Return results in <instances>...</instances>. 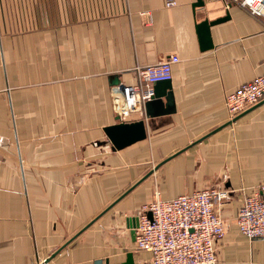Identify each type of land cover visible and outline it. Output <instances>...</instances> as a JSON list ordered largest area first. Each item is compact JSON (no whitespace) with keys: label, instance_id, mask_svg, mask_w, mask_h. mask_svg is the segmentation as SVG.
I'll return each instance as SVG.
<instances>
[{"label":"crops","instance_id":"0c3cea01","mask_svg":"<svg viewBox=\"0 0 264 264\" xmlns=\"http://www.w3.org/2000/svg\"><path fill=\"white\" fill-rule=\"evenodd\" d=\"M166 1L0 0V264H150L131 235L142 207L209 186L229 191L217 259L264 264V239L235 223L264 178V103L230 126L225 107L264 74V22L220 0ZM226 14L201 51L196 26ZM173 55L175 112L119 118L147 136L113 150L112 89Z\"/></svg>","mask_w":264,"mask_h":264},{"label":"built area","instance_id":"2783aa9c","mask_svg":"<svg viewBox=\"0 0 264 264\" xmlns=\"http://www.w3.org/2000/svg\"><path fill=\"white\" fill-rule=\"evenodd\" d=\"M220 1L225 8L236 5L264 22V0ZM175 5V0L166 1V7ZM176 63L178 58L173 55L161 64L138 67L135 84L114 87L111 97L118 118L125 120L141 112L154 96V85L171 81L172 66ZM263 100L264 74L228 94L225 107L233 119ZM228 194L227 190L209 186L171 200L155 197L138 216L136 249L151 254L150 264H223L215 251L224 234V223L216 208L225 204ZM235 223L248 240L264 239V178L243 196Z\"/></svg>","mask_w":264,"mask_h":264},{"label":"water","instance_id":"95a60500","mask_svg":"<svg viewBox=\"0 0 264 264\" xmlns=\"http://www.w3.org/2000/svg\"><path fill=\"white\" fill-rule=\"evenodd\" d=\"M213 0H196L192 4V8H202L205 6L206 2H212ZM229 19V15L226 14L225 17L219 18L214 21L204 20L196 26L198 39L200 43L201 51H208L213 48L211 39H210V28L212 26L223 23ZM171 81L159 82L154 85V96L153 98L145 103L144 106V115L147 119H154L157 117L171 115L175 112L173 94L171 92ZM264 101L253 106L250 111L257 106L263 104ZM245 112V113H247ZM244 113V114H245ZM237 116L231 122L227 123L226 126H230L238 118ZM117 123L104 128V133L112 146L113 150L120 151L126 147H129L135 143L143 141L146 139V126L143 120L136 122H122L119 118L116 119ZM217 131V130H216ZM130 191V190H129ZM148 217L151 218V214L148 213ZM132 225V237H135V229L138 227V218H135ZM46 263V262H45ZM44 263V264H45ZM94 264H102L101 261H96ZM105 264H109L105 262ZM122 264H133L132 255L128 254L126 261Z\"/></svg>","mask_w":264,"mask_h":264},{"label":"rangeland","instance_id":"374dc122","mask_svg":"<svg viewBox=\"0 0 264 264\" xmlns=\"http://www.w3.org/2000/svg\"><path fill=\"white\" fill-rule=\"evenodd\" d=\"M96 171H97V170L95 169L92 173H96Z\"/></svg>","mask_w":264,"mask_h":264}]
</instances>
